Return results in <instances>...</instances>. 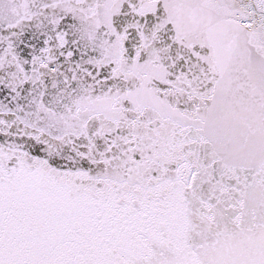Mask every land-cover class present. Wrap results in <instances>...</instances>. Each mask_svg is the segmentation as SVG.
<instances>
[{
    "label": "snow or ice",
    "instance_id": "snow-or-ice-1",
    "mask_svg": "<svg viewBox=\"0 0 264 264\" xmlns=\"http://www.w3.org/2000/svg\"><path fill=\"white\" fill-rule=\"evenodd\" d=\"M0 264H264V0H0Z\"/></svg>",
    "mask_w": 264,
    "mask_h": 264
}]
</instances>
